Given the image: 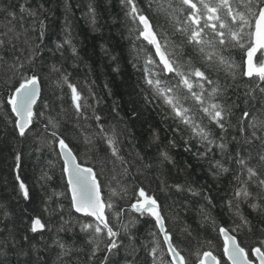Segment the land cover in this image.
<instances>
[{
	"label": "trees",
	"instance_id": "obj_1",
	"mask_svg": "<svg viewBox=\"0 0 264 264\" xmlns=\"http://www.w3.org/2000/svg\"><path fill=\"white\" fill-rule=\"evenodd\" d=\"M22 2L24 0H0V4H11L17 11L19 3ZM134 2L140 12L149 18L150 24L159 36L167 35L170 41L168 51L175 52L177 55L174 58L184 63L186 69L189 66L199 67L213 80L219 79L221 84L231 85L225 103L231 104L235 101L239 105L234 109L235 115L232 117L234 121L242 115V110L246 107L243 101L246 98L245 93L250 88H255L256 100L252 102L255 107H250L249 110L256 115L261 114L259 110L264 104V93L255 87V78L249 81L242 75L245 60L243 50L229 46L223 51V55L229 57L237 66L236 79L232 81L230 77H225L224 72L210 71L191 45L184 44L182 48L180 47L183 40L181 34L174 33L165 15L155 11L160 6L166 8L167 0H134ZM40 3H43L45 9L41 18L45 23L46 47L42 45L43 60H38L36 64V71L43 75L41 95L34 111L44 112L45 115L42 118L38 115L34 118L27 140H20L14 135L15 118L6 105L9 93L6 81L11 70L6 65L0 66V240L9 237L11 244L14 239L16 247L23 246L25 252L35 246L36 251L33 252L32 259L35 260L39 255L44 258L41 264H53L59 249L52 242L54 239H59L78 249L73 253L69 264H88L91 246L87 243V234L81 232L80 224L75 218H79L80 221H91V219L79 216L71 209L66 180L62 174V161L56 154L58 149L54 150V144L46 142L48 134L45 125L48 117L56 116L61 108L65 109V114L60 120L59 133L75 149L79 163L93 167L99 174V179L105 186L103 191L105 198L109 196L108 186L115 187L116 182L112 179L113 165L107 162L113 158L106 144L96 138L94 150L85 154L87 146L83 142L84 135L98 131L95 128L96 121L80 119L77 122L71 104L70 90L66 84H58V73L51 72V66L56 64L62 65L71 74V83L77 86L82 96L88 99L98 114L102 115V122L105 125H114L121 133L120 154L132 164L129 174L118 175L117 179L127 185L128 195L124 198L114 197V207L111 210L106 209V215L115 224L116 214L120 213L119 220L130 226L138 249L139 264H159L161 257L164 258L165 264L170 260L162 237L155 227L154 219L147 213L141 216L140 213L130 210L131 205L138 199L140 187L145 189L146 194L153 196L161 206L166 229L188 264H198L199 256L204 251H211L221 264H228L222 252L223 244L218 228L220 226L230 228L236 220L229 211L227 203L232 194L230 181L233 173L230 172L218 179L214 178L209 171V160H199L193 154L197 150L203 151L202 148L197 149L195 140L190 142L192 151H185L183 137L189 135L188 131L183 125H179V132L174 131L177 123L169 115V109L163 106L162 102L158 104L153 99L151 89L145 84L146 65L142 57L149 52L154 56V51L146 41L137 39V30L142 27L139 21L133 23L127 14L128 8L121 0H28L30 7H38ZM150 3L152 7H149ZM89 4L95 8V24L92 23ZM28 20L30 21V18ZM36 27V33L29 31L27 34L30 40H35L38 35V22ZM206 33V38L211 36V30L206 29ZM65 37H70L76 47L78 59L74 60L66 45L63 49V58L61 52L55 50V44L62 42ZM20 47L25 48L22 43ZM5 55L9 56V53ZM154 58L155 65L148 67L159 71L162 66L159 65L156 57ZM257 59H264V56L260 53L256 61ZM160 78L169 85H175L178 79L172 73L167 75L161 73ZM185 91L180 90V95L183 96ZM92 96L98 98L100 103L92 99ZM183 102L192 110L195 119L201 120L202 114L197 111L194 101L189 98ZM45 105H48V108H45ZM88 115H91V110L88 111ZM203 123L208 124L206 118L203 119ZM209 127L213 128L217 135L219 134V129H215L214 125ZM234 134L240 135L239 132ZM238 147L242 149L244 155H247L249 150L254 155L259 145H244L243 141L238 145L232 142L228 145L229 153L234 155ZM161 151H167L175 164L167 162L161 164ZM16 153L22 155L21 167L18 170L15 168ZM214 159H221L219 152H216ZM231 167L235 169L236 165L233 163ZM138 168L140 171H137ZM118 172L119 168H117ZM17 175H20L29 189L30 198L27 200L19 192ZM176 183L184 185L185 188L190 185L194 189L201 190V195L193 196L187 191L178 193L174 188L167 187ZM251 190L256 191L255 188ZM53 193H63V195L54 196ZM204 195L209 197L211 204L203 198ZM201 208L211 219H203ZM53 209L59 210L56 214L50 215ZM241 213L251 221L252 232L244 229L230 234L236 236L238 243L248 252L249 259L253 260L251 249L259 246V239L264 235L261 232V229H264L262 223L264 217L259 216L247 203L241 205ZM61 216L68 221L65 229L70 230L57 231ZM34 218L41 219L46 225L38 233L29 231ZM212 220L215 221L216 230L213 229ZM153 232L156 233L155 236L151 235ZM124 242L127 243L126 238ZM154 242L162 249L155 261L150 255ZM49 245L51 247H48ZM123 255L124 253L121 252L120 259ZM100 256L102 253L98 254L95 264H100ZM9 259L11 264H17L16 255H10Z\"/></svg>",
	"mask_w": 264,
	"mask_h": 264
},
{
	"label": "snow or ice",
	"instance_id": "obj_2",
	"mask_svg": "<svg viewBox=\"0 0 264 264\" xmlns=\"http://www.w3.org/2000/svg\"><path fill=\"white\" fill-rule=\"evenodd\" d=\"M121 2L128 8L127 14L133 23L139 21V25L142 26L137 30V39L146 41L155 50L154 56L149 52L142 57L146 65L144 81L151 89L153 99L158 104L162 102V105L169 109V115L177 123V128L174 131H180L179 125H183L188 131L189 135L183 137L185 151H192L190 142L195 140L197 149L202 148L203 151L197 150L193 154L199 160H209V171L214 178L218 179L225 174L233 173L230 181L232 194L227 203L229 211L239 222L234 220L230 228L220 226L218 231L224 241L223 251L228 264H251L248 252L237 242L236 236L230 235V232H239L244 229L252 232L253 230L251 221L241 213L243 203H247L259 216L264 217V104L259 110L260 115L250 112L249 108L255 107L252 102L256 100L255 88H250L245 93L246 98L243 101L246 107L242 110V115L234 121L232 119L235 115L234 109L239 105L235 101H232L231 104L225 103L231 85L221 84L219 79L213 80L205 70L199 67L189 66L186 69L184 63L174 58L177 54L168 51L170 41L167 35L159 36L150 24L149 18L137 8L134 0H121ZM149 7H152L151 3ZM44 11L43 3H40L38 7H30L28 0L19 3L18 11L11 4H0V66L6 65L11 70L7 81L12 83L6 81L9 89L6 105L15 117L13 132L20 140H27L34 118L37 115L41 118L45 115L44 112L34 111L42 88L43 73L36 71V64L38 60H43L44 48L42 45L45 41V23L41 16ZM155 11L165 15L174 33L181 34L183 37L181 48L184 44L191 45L210 71L224 72L225 77H230L232 81L236 79L237 66L229 57L223 55V51L229 46L243 50L245 60L242 75L249 81H253L255 78V87L264 93V59H257L254 62L256 54L264 52V0H167L166 8L160 6ZM89 12L93 17L92 23L95 24V8L92 4H89ZM37 22L39 25L38 35L35 40H30L27 34L29 31L37 32ZM206 29L211 30V36L208 38H206ZM21 43L25 48L20 47ZM65 45L74 60L78 59L77 49L72 44L70 37H65L62 42L56 43L55 50L60 51L63 58ZM5 53H9V56H6ZM154 57H158L159 65H162L159 71L148 67L155 65ZM51 72L58 73V84H66L70 90L71 104L77 122L80 119L96 121L95 128L98 131L84 135L83 142L87 146L85 154L94 150V140L99 138L106 144L107 150L113 158L107 162L113 165L112 179L116 183L115 187L108 186L109 196L105 198L103 195L105 186L101 183L99 174L93 167L79 163V156L75 154V149L59 133L60 120L64 117L65 109L61 108L56 116L48 117L45 131L50 139L46 137V142L54 144V150L58 148L56 154L63 161L62 174L66 178L71 209L84 217L92 218L91 221H80L79 218H75L80 224L81 232L87 234V243L91 246L88 264H95L98 254L101 253L100 264H139L138 249L130 226L119 220L120 213L116 214L115 224L106 215V209L111 210L114 207V197L124 198L128 195L127 185L117 179L118 175H128L132 164L120 154L119 136L121 133L114 125H105L102 122V115L96 112L95 107L82 96L77 86L71 83V74L62 65L53 64ZM161 73L174 74L178 78L176 84L169 85L162 80ZM180 90H186L183 96L180 95ZM89 93L91 95V89H89ZM189 98L194 101L197 111L202 114L199 121L195 119L192 110L186 107L183 102ZM92 99L100 103L95 96H92ZM44 107L48 108V105ZM89 110H91L90 116L88 115ZM205 118L208 121L207 125L203 123ZM209 125H214L215 129H219V134L217 135ZM235 132H239L240 135H235ZM241 141L244 145L258 144L259 148L254 155L250 150L247 155H244L239 147L234 155L230 154L228 145L232 142L240 145ZM169 143L175 146L172 141ZM216 152L220 153L221 159H214ZM160 157L161 164L164 162L175 164L167 151H161ZM14 159L15 168L18 170L21 167L22 155L16 153ZM233 163L236 165L235 169L231 167ZM117 168H119L118 173ZM137 171L140 169L138 168ZM16 180L19 192L25 200L29 199V189L20 175L16 176ZM167 187L174 188L178 193L187 191L193 196L201 195V190L194 189L190 185L185 188L184 185L176 183L167 185ZM253 188L256 189L255 192L251 190ZM53 195L60 196L63 193H53ZM51 198L49 197V199ZM203 198L208 203H212L207 195H204ZM131 208L141 216L147 213L154 218L155 227L163 236V245L167 248V256L171 258L167 264H188L175 245L172 235L166 229L161 206L153 196L146 194L143 187L138 189V199L131 205ZM45 210L48 211V209ZM58 210L53 209L49 214L54 215ZM201 213L203 219H211L203 208H201ZM5 215L7 214L5 213ZM60 219L61 223L57 231L70 230L65 229V224L68 221L64 220L63 216ZM212 225L216 230L214 220H212ZM45 227L46 225L41 222V219L34 218L29 231L38 233ZM49 230L51 229L49 228ZM261 232L264 234V229H261ZM151 235L155 236L156 233L153 232ZM124 238L127 239V243L124 242ZM9 239V237H3L0 240V264H11L10 255L17 256V264H41L43 257L37 255L35 260L32 259L33 252L36 251L35 246L25 252L23 246L17 248L14 239L11 244ZM25 239L27 240V237ZM52 244L59 249L53 264H69L73 253L78 251L59 239H54ZM161 250L159 244L154 242L150 251L154 261ZM121 252L124 253L122 259H120ZM251 254L256 257L259 264H264V235L259 239V246L251 249ZM25 256L27 259H21ZM159 264H165L163 257L160 258ZM198 264H221V262L217 261L211 251H204L199 256Z\"/></svg>",
	"mask_w": 264,
	"mask_h": 264
},
{
	"label": "water",
	"instance_id": "obj_3",
	"mask_svg": "<svg viewBox=\"0 0 264 264\" xmlns=\"http://www.w3.org/2000/svg\"><path fill=\"white\" fill-rule=\"evenodd\" d=\"M154 50V49H153ZM154 52H155V50H154ZM263 54H264V52H263ZM257 55V54H256ZM157 58V60L159 61V58L158 57H156ZM254 62H255V57H254ZM38 99H39V97H38ZM38 99H37V101H38ZM37 101H36V103H37ZM133 212H135L133 209H131ZM135 213H137V212H135ZM79 214V213H78ZM81 215V214H80ZM154 219V218H153ZM159 231V230H158ZM161 237H162V241H163V236L161 235ZM221 239H222V241H223V238L221 237ZM238 242V241H237ZM223 243H224V241H223ZM222 251H223V248H222ZM223 255H224V251H223ZM252 257H253V261H251V264H259V262H258V260L256 259V257L254 256V255H252ZM170 258V257H169ZM224 258H225V260L227 261V258L224 256ZM171 259V258H170ZM217 261H218V259H217ZM228 262V261H227Z\"/></svg>",
	"mask_w": 264,
	"mask_h": 264
},
{
	"label": "bare ground",
	"instance_id": "obj_4",
	"mask_svg": "<svg viewBox=\"0 0 264 264\" xmlns=\"http://www.w3.org/2000/svg\"><path fill=\"white\" fill-rule=\"evenodd\" d=\"M65 180H66V178H65ZM132 208H130V210H131ZM74 211V210H73ZM80 216V215H79ZM83 217V216H82ZM230 235H232V234H230ZM220 238H221V236H220ZM221 241H222V239H221ZM222 244H224L223 243V241H222ZM166 248V247H165ZM166 251H167V248H166Z\"/></svg>",
	"mask_w": 264,
	"mask_h": 264
}]
</instances>
